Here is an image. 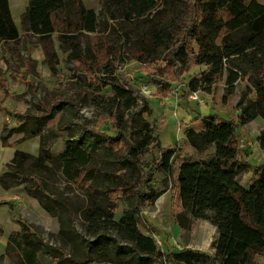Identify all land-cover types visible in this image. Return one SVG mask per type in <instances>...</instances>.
Here are the masks:
<instances>
[{
  "label": "rangeland",
  "instance_id": "1",
  "mask_svg": "<svg viewBox=\"0 0 264 264\" xmlns=\"http://www.w3.org/2000/svg\"><path fill=\"white\" fill-rule=\"evenodd\" d=\"M35 1L7 0L16 33L0 36V91L5 93L3 104L13 110L4 134L39 136L40 142L14 145L34 156L47 141L55 157L65 152L68 142L76 143L94 150L97 169L89 177L83 170L75 182L65 179L60 164L47 163L54 166L53 173L31 170L57 200L51 203L57 217L43 207L30 177L19 186L29 194L33 189L38 202L22 192L10 209L1 205L11 200L0 188V254L5 252L0 264H21L11 236L6 247L7 235L19 228L20 220L21 229L12 234L30 233L26 247L36 246L37 264H264V250L250 248L243 255L233 250L214 209L181 228L175 219L181 202L173 196L162 166V153L175 146L190 161L215 156L213 144L200 142L202 149H195L185 132L202 131L212 114L237 117L241 97L250 87L247 77L233 89L220 79L211 93L199 90L198 99L186 101L179 84L187 85L206 68L192 66L178 79L156 41L155 8L137 17L129 0H42L39 8ZM90 13L96 15L94 32L88 28ZM42 16L49 18L52 31L34 25ZM243 21L237 18L230 27L237 29ZM263 129L259 115L238 131L240 158L248 163L238 182L247 189L264 174V148L258 141ZM119 175L128 185L135 183L131 191L139 192L125 197L121 187H114ZM91 209L97 214L88 217ZM131 218L161 255L150 256L133 246L121 222Z\"/></svg>",
  "mask_w": 264,
  "mask_h": 264
},
{
  "label": "trees",
  "instance_id": "2",
  "mask_svg": "<svg viewBox=\"0 0 264 264\" xmlns=\"http://www.w3.org/2000/svg\"><path fill=\"white\" fill-rule=\"evenodd\" d=\"M129 2L137 17L155 8L156 41L167 65L175 67L178 79L188 73L192 66L206 67L192 76L187 85L179 84L182 86V99L189 100L194 91L211 93L220 79H226L230 89H233L236 83L247 77L250 87L241 97V113L237 117L224 119L212 114L208 116L210 120L202 131L189 128L185 132L186 141L195 149H202L200 142L202 146L213 144L215 156L190 161L183 154H178L175 146L162 153V166L173 184V196H179L181 202L182 211L175 216L181 228H189L192 218H206L207 212L214 209L217 211V223L230 235L234 251L243 255L250 248L264 250V174L249 189L238 182L239 175L248 164L240 158L238 131L257 116L264 118V57L257 58L259 52L264 54V0ZM42 4V0L35 1L37 8ZM237 18L244 20L243 25L232 29L230 24ZM89 19L88 28L94 32L96 15L90 13ZM48 21L49 18L42 16L33 22L34 25H41L43 31H52ZM15 33L7 0H0V36L13 37ZM245 64L249 68H245ZM119 91L125 92L122 89ZM105 141H108V137ZM258 141L264 148V129ZM51 146L52 142L43 143L39 156L16 151L12 162L7 165L9 173L1 176L0 182L8 188L22 185L25 178L30 177L38 185L39 200L43 207L57 217L59 215L51 208L52 201L57 200L30 174L31 170L53 173L54 166L60 164L65 179L75 182L83 170L89 177L97 169L96 155L94 150L89 151L68 142L65 152L55 157L51 153ZM131 149L137 152V149ZM47 163L54 166L50 167ZM138 166L139 177L143 179V166L141 163ZM117 178L114 187H121L125 197L130 198L133 196L131 193L139 192L138 189L131 191L135 183L128 185L120 175ZM31 190L34 195V190ZM106 196L109 198L108 194ZM91 210V213L87 211L88 217L97 214L95 209ZM121 222L128 229L126 237L135 248L150 256L161 255L158 245L138 231L132 218ZM29 236L30 233H24L23 230L12 234L10 238L11 245L17 246L22 256L21 264L38 262V255L34 251L36 246L32 244V249L26 247Z\"/></svg>",
  "mask_w": 264,
  "mask_h": 264
},
{
  "label": "crops",
  "instance_id": "3",
  "mask_svg": "<svg viewBox=\"0 0 264 264\" xmlns=\"http://www.w3.org/2000/svg\"><path fill=\"white\" fill-rule=\"evenodd\" d=\"M18 86L23 87L22 85H18ZM22 90H23V88H22ZM22 90L19 91V93L22 92ZM3 95L5 96V93L0 91V177L9 173V169L7 168V165L12 162L13 158L15 157L16 151H23L26 153H31L28 151L27 148H25L23 146H20V147H18V149L17 148L15 149L14 145L17 142L26 143L29 140H36V139H38L37 141L40 142L39 136H31V137L25 139L23 135L9 137V136L4 134L6 125H8L11 121L13 110H8V108L5 106V104H3V102L5 101L3 99ZM11 96L12 95H10L6 101H9ZM167 96H169V95H167ZM0 188L4 191L3 197L8 196L11 200L9 202H2L1 205L3 203H6L10 209H13L14 201H17V200L20 201L21 200V197L19 195H21L22 192L27 196L26 198L28 200L29 199L36 200V197L34 195L29 194L27 192V190L22 186H13V187L5 188L0 182ZM17 190H19V191H17ZM36 202H38V201L36 200ZM36 202H33L34 205H33V203H29V205L31 204L34 207H36L37 206ZM39 206H40V204H39ZM21 207L23 208L24 206H21ZM20 229H21V220L19 221V228L17 230H13L12 232H10L7 235L6 247H7V243L9 242V238H10L11 234L13 232L19 231ZM4 253H2V254H4ZM2 254H0V255H2ZM2 262H4V261H2Z\"/></svg>",
  "mask_w": 264,
  "mask_h": 264
},
{
  "label": "built area",
  "instance_id": "4",
  "mask_svg": "<svg viewBox=\"0 0 264 264\" xmlns=\"http://www.w3.org/2000/svg\"><path fill=\"white\" fill-rule=\"evenodd\" d=\"M192 99H198L200 96H199V91H194L192 92L191 96H190Z\"/></svg>",
  "mask_w": 264,
  "mask_h": 264
}]
</instances>
